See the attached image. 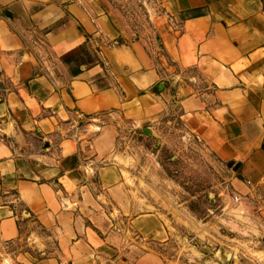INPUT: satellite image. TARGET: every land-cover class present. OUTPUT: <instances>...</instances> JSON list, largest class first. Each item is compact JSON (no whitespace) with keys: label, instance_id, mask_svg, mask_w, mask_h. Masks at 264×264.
Here are the masks:
<instances>
[{"label":"crops","instance_id":"1","mask_svg":"<svg viewBox=\"0 0 264 264\" xmlns=\"http://www.w3.org/2000/svg\"><path fill=\"white\" fill-rule=\"evenodd\" d=\"M151 2L136 33L113 0H0V264H190L169 250L182 209L117 144L172 102L242 197L232 214L262 217L240 253L264 254V2Z\"/></svg>","mask_w":264,"mask_h":264},{"label":"rangeland","instance_id":"2","mask_svg":"<svg viewBox=\"0 0 264 264\" xmlns=\"http://www.w3.org/2000/svg\"><path fill=\"white\" fill-rule=\"evenodd\" d=\"M113 4L136 33L150 27L151 0H113ZM125 125L126 122L117 128L118 147L129 155L139 157L144 180L155 186L156 194L152 198L164 200L172 208L182 209L175 215L182 218L184 226L171 219L180 244L170 245V255L180 256L178 251L182 249L183 262L212 264V261L218 260L219 252L230 246L237 251L234 260L239 264H264V254L252 252L250 255L254 261L241 254L239 249L244 242L239 240L247 238L250 242L254 241L252 227H260L262 222L259 211L256 209L255 214L248 218L233 215L236 212L232 209L238 206L242 197L227 192V187L224 189L226 196L221 193L224 167L188 134L179 119L161 120L150 133L143 130L136 133L135 129L126 135L128 126ZM241 214L245 216L243 211ZM224 215L233 217L237 229L221 221L213 222L216 217ZM212 223L214 228H211ZM249 245L254 247L251 243ZM242 247L248 251L247 244Z\"/></svg>","mask_w":264,"mask_h":264},{"label":"trees","instance_id":"3","mask_svg":"<svg viewBox=\"0 0 264 264\" xmlns=\"http://www.w3.org/2000/svg\"><path fill=\"white\" fill-rule=\"evenodd\" d=\"M47 31L46 30H44L43 31V33L45 34ZM178 105L177 104H175V102H172V106L170 105V111L168 112V114H166L164 117H163V121H170L173 117H176L177 119H178V117H177V111H178ZM142 128V127H141ZM137 129V131H136V133H138V132H140V130H142V129Z\"/></svg>","mask_w":264,"mask_h":264},{"label":"water","instance_id":"4","mask_svg":"<svg viewBox=\"0 0 264 264\" xmlns=\"http://www.w3.org/2000/svg\"><path fill=\"white\" fill-rule=\"evenodd\" d=\"M143 132L144 133H150V129L144 128ZM227 261H228V253L226 251H224V250H221L219 252L218 260L214 261V263H212V264H226Z\"/></svg>","mask_w":264,"mask_h":264},{"label":"built area","instance_id":"5","mask_svg":"<svg viewBox=\"0 0 264 264\" xmlns=\"http://www.w3.org/2000/svg\"><path fill=\"white\" fill-rule=\"evenodd\" d=\"M127 130H126V135H128L132 130H135V129H139L140 128V125L135 122V121H132V122H129L127 124ZM122 130V129H119V131Z\"/></svg>","mask_w":264,"mask_h":264}]
</instances>
